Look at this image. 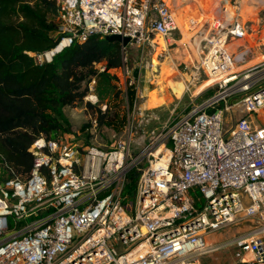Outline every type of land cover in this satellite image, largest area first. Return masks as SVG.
<instances>
[{"label":"built area","instance_id":"built-area-1","mask_svg":"<svg viewBox=\"0 0 264 264\" xmlns=\"http://www.w3.org/2000/svg\"><path fill=\"white\" fill-rule=\"evenodd\" d=\"M56 1L58 43L33 55L35 62L50 63L91 37L129 38L121 44V67L111 73L131 135L102 146L98 116L90 114L82 133L89 145L73 134L40 137L30 149L28 180L0 175V264H205L203 258L231 251L238 257L225 264H264V50L248 60V45L228 49L250 33L239 4L234 15L224 10L204 22L189 62L178 66L190 101L183 108L180 101L158 128L141 80L157 40L168 43L181 33L172 1ZM204 77L214 94L196 104ZM95 85L85 101L106 113ZM148 127L141 141L147 144L134 156L132 132ZM144 158L135 193L125 197L127 175ZM246 220L255 223L247 234L210 243Z\"/></svg>","mask_w":264,"mask_h":264},{"label":"trees","instance_id":"trees-1","mask_svg":"<svg viewBox=\"0 0 264 264\" xmlns=\"http://www.w3.org/2000/svg\"><path fill=\"white\" fill-rule=\"evenodd\" d=\"M58 17L56 0H0V175L7 180H28L34 165L30 149L40 137L57 141L74 134L68 108L84 104L98 116L102 131L113 121L109 101L123 100L111 73L122 65L118 42L91 37L64 49L50 63L35 62L33 55L57 45ZM93 81L106 113L84 102ZM81 136L76 137L89 145V138ZM141 173L142 168L128 173L125 197L134 195Z\"/></svg>","mask_w":264,"mask_h":264},{"label":"rangeland","instance_id":"rangeland-1","mask_svg":"<svg viewBox=\"0 0 264 264\" xmlns=\"http://www.w3.org/2000/svg\"><path fill=\"white\" fill-rule=\"evenodd\" d=\"M174 1H176V4L178 5H180V2H178L177 0H172V5L175 10ZM207 1L208 2L204 5L202 4L205 13H210V15H207V20L216 18L214 14H216L215 12L217 9H220L223 12L222 17L224 16V10L229 11L230 15L231 13L235 12V9L233 7L235 6V2L237 0ZM253 5L257 7L256 10L254 9L250 12H243V10L240 9V15L242 16L243 20H248V26L250 29L248 38L243 41L231 42V46H236L235 51H238L243 44L250 47L251 54L248 55V60H250L252 56L255 55L259 50H264V46H258L264 40V1L253 3ZM230 8L231 10H229ZM183 9L188 10L189 8H182V11ZM175 11L179 12L180 10L176 9ZM181 22V19L178 18L181 33H177L175 35V39H171L170 41H168V43L164 42L163 40H157L158 44H160L159 48H157L156 51L152 50L151 52H149L147 54V57L145 58L141 87L146 89V94L148 95L147 107L156 109L155 111L160 121L156 122L153 126L158 128L162 127L170 120L174 107L180 101L183 102L180 106L181 108H183L185 104L190 101L189 96L184 93V82L182 81V77L185 74V69L183 66H178L181 64H186L190 60L189 53L184 44L190 43V36L188 35V33L193 26L189 25L184 28ZM187 23H189V21ZM203 34L204 29L198 34L193 35L191 37V40L199 38ZM180 38H183V41L181 43L175 42V40H178ZM165 43L168 46H166ZM162 46H165L167 48V53L163 51V48H161ZM191 50H193L192 47ZM179 55H184L186 57L185 60L183 61L179 59ZM203 80H205V83L201 84L196 90V92H200L197 97V101L195 102L196 104L203 103V101L209 99L214 94V89L211 87L213 81L208 82L209 80L205 77L203 78ZM84 102L87 104L86 101ZM109 108L111 110L109 116L110 118H113V121H107L102 128L101 137L99 140L102 146H110L118 139H126L129 135H131L130 132H125V124L128 115L125 101L111 100L109 101ZM90 114L93 115L91 111L87 110L84 104L77 105L66 110V115L71 123L72 132L74 133L73 135L81 136L84 126H86L89 121ZM173 117H175V114L173 115ZM149 130L150 127L147 128V131H143L141 129L133 130L132 134L135 143L132 146V152L134 156L140 154L141 150H143V146L147 144V141H141L145 138L144 134L146 132H149ZM83 137L84 136L82 135L80 138ZM112 139L113 141H111ZM146 167L147 160L144 158L143 161L140 162L137 171H139L140 168H142L143 170ZM253 226H255V223L253 221L248 222V220H246L237 226H232L213 235L210 240L215 242H211V244L219 243L220 241H229L240 235L247 234L248 230H250ZM231 252L232 255H230L228 252H222L207 256L203 258V262L205 264H213L215 261L222 260L223 262L226 261L227 263L231 260L237 259V253H234L235 251Z\"/></svg>","mask_w":264,"mask_h":264},{"label":"crops","instance_id":"crops-1","mask_svg":"<svg viewBox=\"0 0 264 264\" xmlns=\"http://www.w3.org/2000/svg\"><path fill=\"white\" fill-rule=\"evenodd\" d=\"M177 1L180 2V5L176 4V1H174L175 10L179 9L181 11V12L180 11L179 12L176 11V13H177L178 18L181 19V21H182L181 23H182L183 27L185 28L186 26H189L190 25V21H192V20L196 21V23H195L196 25L193 26L192 29L189 30V33H188V35L190 36V38H189L190 43L184 44V46L187 49V51H190L191 47L193 48V46L196 45V43H197V41L199 39V38H196L194 40H191V37L193 35H195V34H198L200 31L203 30L202 26H203L204 22L207 21V15H210L209 12L205 13L204 7L202 6V4L204 5L208 1L207 0H200V1L199 0H177ZM263 1L264 0H237L236 2L238 4H240L239 5V9L243 10V12H250L251 10H254V9L256 10L257 9V7L255 5H253V3H258V2H263ZM236 2H235V4H236ZM185 7H188L189 9L188 10L187 9H183V11H182V8H185ZM215 13L216 14H214V16L217 19L222 17L223 12L220 9H217ZM188 21H189V23H187ZM182 41H183V38L175 40V42H178V43H181ZM243 45H241V46H243ZM235 47L236 46H233V45L231 46L230 45L228 49L231 52H236L235 51L236 50ZM248 49H250L249 46H248ZM178 58L184 61L186 57L184 55H179ZM212 237L213 236L209 237L210 243L211 242H215V241H211L210 240V238H212ZM220 242H223V241H220ZM221 261L222 260L215 261L213 264H221ZM225 263H226V261L225 262L222 261V264H225Z\"/></svg>","mask_w":264,"mask_h":264},{"label":"water","instance_id":"water-1","mask_svg":"<svg viewBox=\"0 0 264 264\" xmlns=\"http://www.w3.org/2000/svg\"><path fill=\"white\" fill-rule=\"evenodd\" d=\"M106 39L109 40V41L118 42V43L122 44L123 46H127L128 43L130 42L129 38H123V37H121L119 35H113V36L107 37ZM138 74H139V71L136 70L135 71V76L138 77Z\"/></svg>","mask_w":264,"mask_h":264},{"label":"bare ground","instance_id":"bare-ground-1","mask_svg":"<svg viewBox=\"0 0 264 264\" xmlns=\"http://www.w3.org/2000/svg\"><path fill=\"white\" fill-rule=\"evenodd\" d=\"M229 10H231V8H230ZM228 12H229V11H228ZM231 15H234V13H231Z\"/></svg>","mask_w":264,"mask_h":264}]
</instances>
